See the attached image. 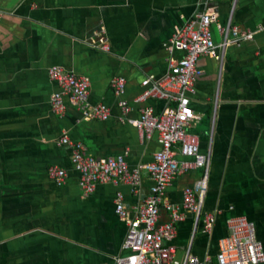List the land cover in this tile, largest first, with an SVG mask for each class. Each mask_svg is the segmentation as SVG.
Here are the masks:
<instances>
[{
	"label": "crops",
	"instance_id": "crops-1",
	"mask_svg": "<svg viewBox=\"0 0 264 264\" xmlns=\"http://www.w3.org/2000/svg\"><path fill=\"white\" fill-rule=\"evenodd\" d=\"M212 8L218 28L231 24L252 40L227 47L218 61L199 60L202 76L188 94L198 119L187 127L209 153L203 208L217 212L210 232L202 222L192 231V215L181 209L183 191L199 182L200 170L177 175L165 201L183 219L170 243L175 257L190 254L214 261L226 220L253 223L264 247V0H0V264H113L122 253L125 225L114 213L117 193L128 211L149 195L152 181L141 171L136 191L118 183H101L90 195L79 187L66 136L97 159L125 156L131 169L152 161L160 150L157 136L142 139L136 128L140 110L161 113L169 103H136L147 75L163 77L170 60L169 41L188 19ZM101 34L111 50L89 46ZM59 66L87 78L88 102L109 109L105 121L86 120L68 99L59 116L50 98L57 85L47 77ZM125 82L121 96L113 81ZM126 102L124 113L119 102ZM178 149V147H177ZM177 161L183 158L177 153ZM67 172L62 186L48 174L50 166ZM169 214L162 207L160 222ZM216 224V225H215Z\"/></svg>",
	"mask_w": 264,
	"mask_h": 264
},
{
	"label": "built area",
	"instance_id": "built-area-1",
	"mask_svg": "<svg viewBox=\"0 0 264 264\" xmlns=\"http://www.w3.org/2000/svg\"><path fill=\"white\" fill-rule=\"evenodd\" d=\"M211 0H205L209 6ZM218 14L210 7L203 13L193 15L175 31L169 41L168 50L179 51L183 57L170 60L168 71L163 77L147 75L142 81V93L135 99L144 103L148 99L165 100L169 103L161 113L155 114L151 107L140 110L136 121L137 131L142 139L149 140L154 134L160 150L152 156V161L141 167L129 168L125 156L97 159L85 152L82 144H73L66 136L61 144L73 148L72 165L79 177V187L85 195L94 192L101 183H123L136 191L144 171L151 179L149 195L134 210L128 211L123 202V195L117 193L114 199V213L125 225L122 253L114 258L113 264H213L210 257L198 258L186 248L181 259H176L174 250L167 245L175 235V226L183 219L179 208L165 201L167 189L175 177L189 170H200L203 176L199 182L183 191L181 209L192 215V231L202 222L205 232H210L217 212H206L203 204L207 192L209 153L201 154L199 139L189 134L187 127L198 119L191 108L188 94L195 93L196 83L202 76L199 60L210 56L218 61L223 58L227 47L251 41L252 34L241 32L230 21L218 28L222 42L213 39L212 27L217 23ZM89 46L109 53L111 47L104 36L96 34L89 41ZM58 92L51 95V111L61 116L64 113V99H68L79 109L86 120L105 121L109 109L104 105L91 106L88 102L90 82L87 78L62 67L52 66L46 71ZM115 94L121 96L125 82L121 78L113 81ZM119 106L124 113L129 112L126 102ZM178 147V149H177ZM177 153L183 158L177 161ZM48 174L56 186L64 185L67 172L50 166ZM161 207L169 214L166 222H160ZM226 236L220 238L214 264H264V247L256 237L252 222L243 217L226 220Z\"/></svg>",
	"mask_w": 264,
	"mask_h": 264
},
{
	"label": "bare ground",
	"instance_id": "bare-ground-1",
	"mask_svg": "<svg viewBox=\"0 0 264 264\" xmlns=\"http://www.w3.org/2000/svg\"><path fill=\"white\" fill-rule=\"evenodd\" d=\"M203 210H204V208H203ZM216 225V224H215ZM198 228V227H197ZM175 238V237H174ZM168 243H170V242H168ZM175 252V251H174Z\"/></svg>",
	"mask_w": 264,
	"mask_h": 264
},
{
	"label": "rangeland",
	"instance_id": "rangeland-1",
	"mask_svg": "<svg viewBox=\"0 0 264 264\" xmlns=\"http://www.w3.org/2000/svg\"><path fill=\"white\" fill-rule=\"evenodd\" d=\"M176 259H178V260H179V257H177V256H176Z\"/></svg>",
	"mask_w": 264,
	"mask_h": 264
},
{
	"label": "trees",
	"instance_id": "trees-1",
	"mask_svg": "<svg viewBox=\"0 0 264 264\" xmlns=\"http://www.w3.org/2000/svg\"><path fill=\"white\" fill-rule=\"evenodd\" d=\"M213 262V264H214V261H212Z\"/></svg>",
	"mask_w": 264,
	"mask_h": 264
}]
</instances>
